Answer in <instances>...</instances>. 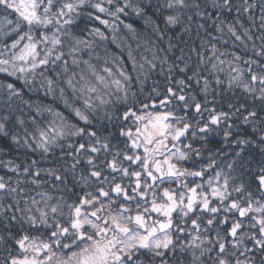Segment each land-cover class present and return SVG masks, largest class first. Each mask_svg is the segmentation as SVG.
I'll return each instance as SVG.
<instances>
[{
	"label": "snow or ice",
	"instance_id": "obj_1",
	"mask_svg": "<svg viewBox=\"0 0 264 264\" xmlns=\"http://www.w3.org/2000/svg\"><path fill=\"white\" fill-rule=\"evenodd\" d=\"M0 264H264V0H0Z\"/></svg>",
	"mask_w": 264,
	"mask_h": 264
}]
</instances>
